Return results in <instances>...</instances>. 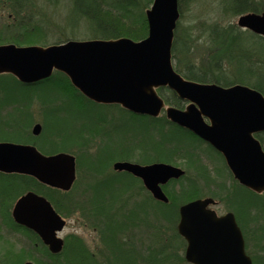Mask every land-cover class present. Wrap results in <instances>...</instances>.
Returning <instances> with one entry per match:
<instances>
[{"label":"rangeland","instance_id":"1","mask_svg":"<svg viewBox=\"0 0 264 264\" xmlns=\"http://www.w3.org/2000/svg\"><path fill=\"white\" fill-rule=\"evenodd\" d=\"M229 1L182 0L174 31V61L171 48V64L174 71H182L186 63H193L203 70H212V74L216 75L217 72L213 69L221 67L220 74L234 80L236 74L233 71H235L236 63L232 60L240 58L242 54L245 57L244 48H241L242 44L254 51H261L246 36L248 31L236 26L240 16H234L231 12L228 7ZM249 1L257 4L258 7L261 4L264 8V0ZM72 16L68 0H0V37L9 38L19 33L17 29L33 26L42 30L41 39H38L39 36H32L25 42V39L16 38L19 42L13 45L44 47L58 44L59 41H89L90 39H87L90 36L88 28L81 20ZM214 26L220 29V35L224 37L237 35L240 39H209L206 32ZM232 27L236 28V32L232 33ZM8 41L10 40L2 41L0 45H5ZM60 91L65 95L54 97L51 91L34 93L33 95H49L50 98L46 99L43 104L39 103L35 96L31 100H23L24 97L20 96L18 99H13V102L10 100L0 105V140L11 137L15 140L17 132V137L29 136L36 141L45 137V140L58 141L56 140L57 132L59 129L65 130L64 138L58 142L56 149L58 154L67 153L73 156L76 180L73 187L68 192H64L69 195L64 198V212L60 217L66 225L59 232L58 237L64 241V244L72 239L77 240L87 251L86 253L93 257L95 264H112L115 255L100 242L99 232L85 207L90 194L86 190V183L91 178L95 181L107 179L106 185L110 189L111 201L114 202L112 210H116L112 217L122 220L125 213L129 215L134 212V216L127 215L124 219L127 225L119 238L120 241H124L122 247L127 251V256L131 257V263L187 264L184 260V246L175 228L174 230L168 228L163 222L164 219L161 218L163 215L154 213L152 207L155 206V200L150 197L142 185L136 182L131 183L125 175L112 169L113 163L122 162V160L112 161L109 164V159L106 158L108 153H111L115 159L128 157L129 161L126 162L141 166L142 164L136 161L147 158L152 160L147 163L148 165L168 164L159 161L158 157L153 154L156 153L154 150L159 145L162 146L158 132L160 124L146 119L134 121L115 107L106 109L89 104L84 107V101L76 95L70 94L72 95L71 100H75L73 102L65 91ZM67 92L69 93L70 90ZM156 93L161 98L166 94L160 89ZM2 94L4 93L0 92V96ZM35 125L41 128L38 136L32 135L31 129ZM132 125L139 126L146 132L144 141H141L138 129L133 130ZM191 143L190 153L193 154L191 157L197 162L188 163L181 151L172 154V159L168 160L171 161L168 165L182 170L183 177H186L179 183L166 185L169 186L166 191L169 196L166 197L173 199L172 202L171 199L168 202L170 205H182L189 200L192 201V196L196 195L193 191V195L179 196L180 184L187 183L193 185L194 192L198 193L196 196H199L197 199L213 200L214 204L208 207L212 211L218 214L231 212L236 215L239 206H245L243 200H241L242 204H238L236 197L241 187L227 173L223 159L216 154L213 155L205 144H199L196 141ZM180 150L184 152V149ZM96 169H100L101 172ZM96 171L100 174H94ZM0 184L3 187L1 188L3 193H0V264L28 262L42 264L46 260L42 245L28 233L15 228L10 215L15 194L11 189L5 190L8 186L4 181ZM12 187L15 189V185ZM240 195L245 197L242 192ZM256 195L258 202L264 205V192ZM135 206H141L143 211L137 209L134 211V208H137ZM254 206L249 208L255 211L257 209L255 207L258 206ZM259 208L262 207H258L257 215L251 211V218L245 222L246 225L242 218L240 219L242 225L245 226L243 230L246 237V239L244 237L246 255L251 258L252 264H264V209ZM244 231H242L243 236ZM149 247L159 251L155 255L161 258L160 262L150 260L153 256L147 250Z\"/></svg>","mask_w":264,"mask_h":264},{"label":"water","instance_id":"2","mask_svg":"<svg viewBox=\"0 0 264 264\" xmlns=\"http://www.w3.org/2000/svg\"><path fill=\"white\" fill-rule=\"evenodd\" d=\"M148 35L130 39L67 41L48 47L0 45V74H9L23 85L44 81L54 71L70 82L81 96L100 105H119L138 116L157 118L161 112L176 126L189 131L220 153L237 183L257 194L264 192V151L254 137L264 132V96L243 85L222 88L185 80L174 71L171 48L179 18L178 0H153L145 12ZM239 28L264 38V11L247 13ZM168 88L187 102L184 110L165 106L156 93ZM33 136L41 128L35 125ZM73 156H45L30 145L0 143V172L34 178L45 186L67 192L76 180ZM115 172L142 181L152 198L168 203L161 186L178 180L184 172L168 164L141 166L116 162ZM212 199L182 205L177 231L187 242L190 264H252L233 215L217 218L208 209ZM15 225L33 232L51 255L60 253L58 237L65 221L48 201L26 192L12 209ZM25 264H32L30 262Z\"/></svg>","mask_w":264,"mask_h":264},{"label":"trees","instance_id":"3","mask_svg":"<svg viewBox=\"0 0 264 264\" xmlns=\"http://www.w3.org/2000/svg\"><path fill=\"white\" fill-rule=\"evenodd\" d=\"M152 1L153 0H68V4L71 10V14L73 15L72 17L77 20H81V22H83V24H85V26L88 28L90 36L87 39L105 40V41L117 40V39L120 40L130 39L133 42H138V41H142L147 37L148 26L145 19V11L150 7ZM181 2L182 0H178L179 9L181 8ZM228 3H227L228 7H230L231 12L234 14V16L235 15L239 16L246 13L259 14L264 11V8H262L261 4L258 7L257 4H254L252 1L249 0H230ZM210 28L211 29H209L206 32V34L209 36V39H214V38L240 39V37H238L237 35L232 37L231 35H226L225 37L224 35H220L221 31H219L220 29L217 26ZM17 30H19V33L14 34V36L11 35L9 38H6L5 36L0 37V42L6 41L8 39L10 41L6 42L5 45L10 43L17 44L19 42L17 39H25V42H27L28 39L31 38L32 36H39L38 39H41V35L43 33L42 30L33 26H31L30 28H27L26 26L24 28H20ZM232 31H233L232 33L236 32V28L232 27ZM246 36L250 39V41H253L255 45L260 48L261 51L260 52H257L256 50L254 51L253 49L246 47L245 44H242L241 48H244L245 57L242 54L240 58H234L235 60H232L233 63H236L235 71H233V73L236 74V78H234V80L229 79L228 77L226 78L224 75L220 74L221 67H218L216 69L214 68L213 70L216 71L217 73L216 75H213L212 70L210 71L203 70L200 67L198 68L193 63H186L185 66H183L184 70L177 72L181 74L182 77H184V79H186L187 81H192L200 84H215L222 88H229L234 85L237 86L244 85L247 86L248 88L256 90L257 92L261 93L264 96V39L260 36H255L250 32H247ZM3 38H5V40ZM64 42L66 41L63 42L59 41L58 44H62ZM240 43L239 45H241ZM19 47H23V46H19ZM174 49H175V42H173L172 45L173 61L175 59ZM253 56H255V58H253ZM71 86L72 85H70L69 80L66 77H64L63 74L58 72H54L49 79L40 81L32 85H22L19 83V81H16V79H14L10 75H0V92L4 93L2 94V96H0V105L10 100L13 102L14 101L13 99H18L20 96L22 98L24 97L23 100L26 99L31 100V98L35 96L36 97L35 99H37L39 103L43 104L46 99L50 98L49 95L47 94L33 95L34 93L51 91L54 94V97H58L59 95L64 94L63 92L60 91L62 90L69 95L70 100L72 98L71 97L72 95H76V97L84 101V107L89 105L97 106L99 108H106V109L107 107H111V108L115 107L120 109L122 112H124L134 121L146 119L147 121L150 122L153 121L156 124L159 123L160 124V128L158 131L160 135L159 140L162 142L161 144L162 146L159 145L158 148L154 150V152L156 153H153L158 157L159 161L169 164L171 163V161L168 160L169 158H171V155L181 151V153L185 155V159L188 160V163H191L193 161L197 162L193 157H191V155L193 154L192 152L190 153V149H192L190 144H192L191 142L193 141H196L197 143L201 144L202 141L198 140L191 133H188L187 131L169 123L163 115L161 116V118L155 120L152 118H148L146 116L145 117L135 116L133 114H130L122 110L120 107L117 106H100V105L92 104V102L82 97L81 94ZM20 88L22 89V92ZM67 90H70V92L68 93ZM160 90L166 93L162 97L166 105L172 106L179 110L184 108L185 103L181 101L173 92L169 91L168 89H160ZM70 94L72 95L70 96ZM74 101L75 100H73V102ZM132 129L133 130L138 129V133L140 134L141 141H144V138H146V132L136 125H132ZM16 131L17 130H15V132ZM16 133H15V140L11 139L12 138L11 137V138L1 139L0 142H12L16 144L20 143V144L32 145L40 153L47 156H52L58 154L56 146L58 145V142L62 141V139L64 138L63 133H65V130L59 129V132H57L56 140L58 141H54L50 139L45 140L46 139L45 137L42 138L41 140L36 141L29 136L17 137ZM8 135L10 134L8 133ZM256 138L261 143V147H263L262 150H264V133L256 135ZM208 148L209 151L213 153V155L216 154L222 159V157L217 152H215L210 147ZM180 149H184V152H182V150ZM106 158L109 159V164L112 161L114 162L118 160H122L125 162L129 161L128 157L115 159L113 157V154L111 153H108V157ZM164 158H168V159H164ZM149 161L152 160L151 159L148 160L147 158V159H141L136 162L144 165L147 164ZM96 170L100 171V169H96ZM98 171L94 172V174H100L101 171L100 172ZM122 174L125 175L128 178V180L131 181V183L136 182L141 186V182L138 179H135L132 176L125 173ZM229 175L231 176L230 173ZM91 179L89 180L90 183L89 182L86 183V190L90 194L88 195L89 197L87 201L85 200L86 201L85 207L87 209L86 210L87 213L90 215V218H92L93 220L94 226L99 232L100 240H101L100 242H102L105 246H107L109 252H112V254L115 255L113 257L112 264H133L131 263L132 261L131 257L127 256V251H125V249H123L122 247L124 241L119 240V238H121V235L124 232L123 229H125V226L127 225L126 223L127 221L124 219L126 218L128 213H125V215L123 216L124 219L122 220H118L117 218L115 219V217L113 218L112 216L114 212H116V210L115 209L114 211L112 210L114 202L111 201V193L109 191L110 189H108V185H106V183H108L107 182L108 180L106 179L101 181L100 180L95 181ZM184 179H186V177H182L181 180L177 182L176 181L171 182L170 184L179 183ZM3 181L8 186L5 189L6 191L8 189L9 190L11 189L12 191L15 190L14 192H12L13 194H15V198H13V201H16L20 196H22L26 192H34L37 195H40L44 197L47 201H49L48 203L52 205L53 209L55 210V213L62 215V213L64 212L63 210L65 205L63 201L64 198H66L69 195L68 193L59 192L58 190L47 187L45 186V184L43 185L34 178L25 175L15 174L9 177L0 174V183H3ZM14 185H15V189H12L13 188L12 186ZM180 185L181 186H180L179 196L187 195V194L193 195V193L198 195V193L194 192L195 189L193 188V185L187 183ZM167 187L169 186H164L162 190L165 191L163 192L165 193L166 196H169L168 192H166L169 189V188L167 189ZM1 188L3 187L0 184V193H3ZM241 192L244 193L245 197H243V195L242 196L240 195ZM196 195L192 196V201L196 200L199 197ZM236 195H237L236 197L238 204L241 203V200H243L244 201L243 203L245 204V206L243 207L239 206L238 212L236 214L238 215L237 217H239L240 219L242 218L244 224L245 222L250 220L251 211L253 212V214L255 213L257 215L256 212L259 211L258 210L259 206L264 209V205L258 202L257 200L258 196L254 194V192L252 193L241 187ZM239 196L241 198H239ZM169 199H171V197ZM172 200L173 199H171V202ZM190 201L191 200L185 202L184 204ZM246 204H250V205H246ZM254 205L258 207H255ZM155 206H154L155 208L152 207L154 209L153 210L154 213H158L160 214V216L163 215L161 218H163L164 221L162 219L161 220L168 226V228H172V230H174L175 224L178 219L177 217L178 208L181 205L180 204L170 205L169 202L167 204L155 202ZM250 206H254L257 209L254 211L251 208H249ZM135 207L137 208H134V211L135 209L143 211L141 209V206H135ZM262 208L259 209L262 210ZM128 216H134V212L129 213ZM146 219L147 217L145 218V220ZM173 221L175 222V224ZM13 225L15 226L16 229H20L28 233V235L34 238L36 242L40 243V245L42 244L41 241L38 239V237L36 235H33V233L26 231L25 229L15 225L14 223ZM242 229H245V226L242 225ZM244 237H245V231H244ZM42 247L44 253L46 254V260L42 264H95L93 257L90 254L86 253L87 251L84 249L82 244L78 243V241L74 239L65 242L63 250L57 255H50L46 247H44L43 245ZM147 250L149 254L153 256V259H150L151 261L158 262L159 260L160 262L161 258H159L158 255H155L159 253V251L151 247H149Z\"/></svg>","mask_w":264,"mask_h":264},{"label":"flooded vegetation","instance_id":"4","mask_svg":"<svg viewBox=\"0 0 264 264\" xmlns=\"http://www.w3.org/2000/svg\"><path fill=\"white\" fill-rule=\"evenodd\" d=\"M0 174H2V173H0ZM3 175H6V176H12L11 174H3ZM14 188V187H13ZM14 192V191H13ZM15 202V201H14ZM215 212V211H214ZM178 214H177V217H178V219H177V222H176V224H175V231H176V233H177V228H178V225H179V223H180V220H179V211L177 212ZM228 214H232L233 215V217H234V219H235V223H236V225H237V227L239 228V230L241 231V233H242V231H243V229H242V223L240 222V218L239 217H237L236 215H234L233 213H231V212H225V213H223V214H218L217 212H215V214L214 215H216V217L217 218H222L223 216H226V215H228ZM243 234V233H242ZM178 235V234H177ZM178 238H180L181 239V242H182V244H183V248H184V253H185V251H186V247H187V243H186V241H185V239L184 238H181L180 236H178ZM187 263V262H186ZM188 264V263H187Z\"/></svg>","mask_w":264,"mask_h":264}]
</instances>
